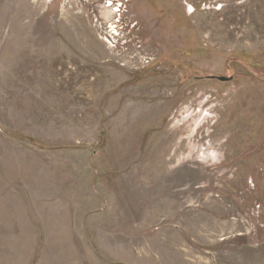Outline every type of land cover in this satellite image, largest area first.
<instances>
[{"label": "rangeland", "instance_id": "1", "mask_svg": "<svg viewBox=\"0 0 264 264\" xmlns=\"http://www.w3.org/2000/svg\"><path fill=\"white\" fill-rule=\"evenodd\" d=\"M0 264H264V0H0Z\"/></svg>", "mask_w": 264, "mask_h": 264}, {"label": "water", "instance_id": "2", "mask_svg": "<svg viewBox=\"0 0 264 264\" xmlns=\"http://www.w3.org/2000/svg\"><path fill=\"white\" fill-rule=\"evenodd\" d=\"M209 79H216L220 82H227V81H230L232 79V77H228V76H214V75H210L208 76Z\"/></svg>", "mask_w": 264, "mask_h": 264}]
</instances>
